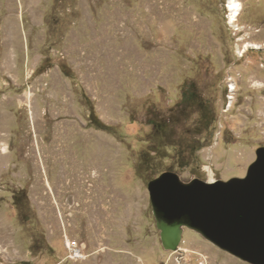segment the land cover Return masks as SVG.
Segmentation results:
<instances>
[{"label":"rangeland","instance_id":"1","mask_svg":"<svg viewBox=\"0 0 264 264\" xmlns=\"http://www.w3.org/2000/svg\"><path fill=\"white\" fill-rule=\"evenodd\" d=\"M238 1L0 0V264H251L165 248L147 189L264 146V0Z\"/></svg>","mask_w":264,"mask_h":264},{"label":"water","instance_id":"2","mask_svg":"<svg viewBox=\"0 0 264 264\" xmlns=\"http://www.w3.org/2000/svg\"><path fill=\"white\" fill-rule=\"evenodd\" d=\"M165 248L177 250L184 227L251 264H264V146L245 176L182 181L164 171L147 183Z\"/></svg>","mask_w":264,"mask_h":264},{"label":"bare ground","instance_id":"3","mask_svg":"<svg viewBox=\"0 0 264 264\" xmlns=\"http://www.w3.org/2000/svg\"><path fill=\"white\" fill-rule=\"evenodd\" d=\"M227 6H228V9L230 10V20H231V23H233L236 19H237V16L239 15L240 13V10H241V3L238 1V0H227ZM234 24V23H233ZM254 44L252 43H248L245 45V47L243 48L242 51H246L249 46H253ZM258 47V46H256ZM232 83V82H231ZM233 84V83H232ZM231 84V85H232ZM233 86V85H232ZM28 94V93H27ZM30 94V93H29ZM3 148V147H2ZM4 149V148H3ZM209 169V178L207 181H213L214 180V170L211 169L210 167H208ZM71 197V196H70ZM73 200V199H72ZM71 202V200H70ZM69 238H67V243L69 242L68 240ZM76 252V254L79 256L81 255L79 250L78 249H75L74 250ZM76 255V256H77ZM83 257V256H82Z\"/></svg>","mask_w":264,"mask_h":264},{"label":"trees","instance_id":"4","mask_svg":"<svg viewBox=\"0 0 264 264\" xmlns=\"http://www.w3.org/2000/svg\"><path fill=\"white\" fill-rule=\"evenodd\" d=\"M186 94L188 93L185 92L182 93V99H185V101H186ZM189 98H190L189 100H194L193 97H189Z\"/></svg>","mask_w":264,"mask_h":264},{"label":"built area","instance_id":"5","mask_svg":"<svg viewBox=\"0 0 264 264\" xmlns=\"http://www.w3.org/2000/svg\"><path fill=\"white\" fill-rule=\"evenodd\" d=\"M74 243V242H73ZM75 244V243H74ZM76 245V244H75ZM77 248V247H76ZM78 250H79V248H77ZM70 251H71V253H72V256H74V258H76V257H79V256H76L75 254L76 253H74V252H72V250L70 249Z\"/></svg>","mask_w":264,"mask_h":264}]
</instances>
